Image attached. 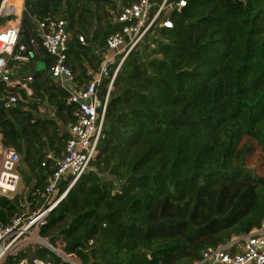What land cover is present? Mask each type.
Returning a JSON list of instances; mask_svg holds the SVG:
<instances>
[{
  "label": "trees",
  "instance_id": "obj_1",
  "mask_svg": "<svg viewBox=\"0 0 264 264\" xmlns=\"http://www.w3.org/2000/svg\"><path fill=\"white\" fill-rule=\"evenodd\" d=\"M131 1L25 0L19 38L35 36L37 20L64 19L74 72L82 57L92 61L93 45L103 50L120 28L113 15ZM184 2L160 15L171 28H156L130 50L109 90L115 65L102 79L97 94L102 100L108 91V99L97 153L39 227L41 238L78 264H194L207 248L264 224V174L247 165L257 149L264 156V0ZM35 59L43 68L28 65L23 75H32L34 88L46 84L57 115L72 121L66 91L47 76L52 57L40 49ZM2 96L1 143L22 154L30 190L0 196V225L28 203L31 210L42 204L38 192L51 172L45 152L60 156L68 136L53 120L34 119L22 100L5 106ZM31 257L70 264L39 244L0 264Z\"/></svg>",
  "mask_w": 264,
  "mask_h": 264
},
{
  "label": "built area",
  "instance_id": "obj_2",
  "mask_svg": "<svg viewBox=\"0 0 264 264\" xmlns=\"http://www.w3.org/2000/svg\"><path fill=\"white\" fill-rule=\"evenodd\" d=\"M184 5V0H132L123 5L114 16V22L119 23L120 28L106 38L98 69L88 72V81L79 85L66 63L69 39L66 21L51 16L37 20V34L21 41L19 37L25 0L1 1L0 17L3 22L0 24V96L3 91L7 94L2 96L5 106H12L20 100V92H24L25 97L32 95V75H23L12 64L30 65L41 49L53 59L48 75L66 91V103L73 106V119L65 127L68 136L62 154L53 158L51 172L41 191L42 205L37 210L17 213L8 223L0 225V262L6 255L15 253L22 245L31 242L29 240L33 235H39L38 230L45 223L46 214L89 168L102 135L108 99V91L104 99L99 98L97 87L108 76L109 69L115 65L107 90L131 49L147 35H154L156 28L172 27V22L168 18L161 19L160 15L173 9L180 11ZM78 39L83 42L82 35ZM19 162L18 151L0 145V196L12 197L17 191L20 181L17 171ZM62 180L69 182L66 189L59 192ZM232 248L236 251L232 252ZM194 264H264V224L226 244L207 248L201 259Z\"/></svg>",
  "mask_w": 264,
  "mask_h": 264
},
{
  "label": "crops",
  "instance_id": "obj_3",
  "mask_svg": "<svg viewBox=\"0 0 264 264\" xmlns=\"http://www.w3.org/2000/svg\"><path fill=\"white\" fill-rule=\"evenodd\" d=\"M114 15L112 18L113 22H114ZM92 49H93V54L95 55V56H93L92 61H88L87 59L82 57V61L80 63L81 66H76L74 68L73 73L75 75V82L79 85H83L88 81V79H89L88 72H91V71L94 72L99 67L100 62H97V60L100 58V61H101V54H100L101 48L97 45H93ZM91 57H92V55L87 56V58H91ZM47 76L49 77L48 72H47ZM42 77L43 76H39L38 78H36V82L39 81L40 79H43ZM49 79H51V78L49 77ZM51 81L54 85H56V86L58 85V83L56 81H54L53 79H51ZM30 86L32 88V95L30 97L24 98L22 96V93L20 92L21 93V99L20 100H22V102L24 103V107H22L23 110L30 112L33 115L34 119L53 120L58 127V129H56V131H58V132L60 131V133H62L64 131L66 132L65 127H66L68 122H64L62 117L57 115V110H56L55 106L53 104H51V102L48 98L49 95L47 94V91L44 90L46 84H44V86L42 85L39 89L34 88V84H33V86L32 85H30ZM29 102H31L32 105ZM46 107H49V110H47ZM63 113H65V110H63ZM51 127L52 126H50V128L48 127V129L46 130L48 132V135H51L52 131L54 129L53 127H52L53 128L52 129ZM43 137L46 138L45 136H43ZM0 145H2L1 134H0ZM45 153H46V159L47 160L49 159L51 161L50 165H48V169H51L52 165H53V158L59 157V156L56 155L55 152L50 150V149H48ZM61 154H62V152H61ZM21 162H22V159H21ZM17 171L20 175V181H21V177L23 178L24 176L30 175L28 169L25 166L20 168L19 164L17 166ZM34 179H35V176H33V180L30 181L31 185L34 183ZM20 181H19V184L17 187V191L13 195H15V194H24L25 195L29 192L30 184L27 185L25 183V181L23 183H21ZM38 194H39V197L41 199L42 196H41L40 190H39ZM30 206H31V204L28 203L26 206V209L29 211H33V209L31 210ZM39 207L34 209V210L39 209Z\"/></svg>",
  "mask_w": 264,
  "mask_h": 264
},
{
  "label": "rangeland",
  "instance_id": "obj_4",
  "mask_svg": "<svg viewBox=\"0 0 264 264\" xmlns=\"http://www.w3.org/2000/svg\"><path fill=\"white\" fill-rule=\"evenodd\" d=\"M120 6H121V4H120ZM30 66L32 67V68H34V69H42L43 68V61L42 60H40V59H35L31 64H30ZM28 68V70H29V66L28 65H26L24 68H23V66H20L19 67V71H21V72H23V71H25V69H27ZM47 108V110H49V107H46ZM20 163H19V167L20 168H22V167H24V164L21 162V159H22V154L20 153ZM247 165L249 166V167H252L254 170H256V171H258V172H260V173H262V174H264V156H262V154H261V152L257 149L255 152H254V154L247 160ZM25 181V176L22 178L21 177V183H23ZM27 209H25V210H23V211H21V212H25ZM38 236L39 235H37V234H35V235H33V238L31 239V240H29V241H31V242H29V243H27V244H25V245H22L20 248H18L17 250H19V249H22V248H24L26 245H29V244H32V245H35V244H39V245H43V243L42 242H39L40 240H37L38 239ZM40 237V236H39ZM40 239L41 240H44V241H46V242H48L46 239H44V238H41L40 237ZM59 242V241H58ZM54 247V246H53ZM56 249H58V250H60V252H62L61 251V246H60V244L58 245L57 244V246L55 247ZM16 250V251H17ZM15 251V252H16ZM62 255H64L65 257H67V259H69V261L71 262H69L70 264H78L77 263V261L75 260V258L73 257V256H70V255H66L65 253H61ZM30 262V261H29ZM28 261H22V262H20L19 264H34V262H32V263H29Z\"/></svg>",
  "mask_w": 264,
  "mask_h": 264
},
{
  "label": "water",
  "instance_id": "obj_5",
  "mask_svg": "<svg viewBox=\"0 0 264 264\" xmlns=\"http://www.w3.org/2000/svg\"><path fill=\"white\" fill-rule=\"evenodd\" d=\"M71 187V186H70ZM69 187V188H70ZM68 188V189H69ZM67 189V190H68ZM66 193V192H65ZM43 245L45 246V247H47V248H49L50 250H52L53 252H55L57 255H59L61 258H63L65 261H67V262H70L69 261V259H67V257H65L64 255H62L55 247H53L51 244H49L48 242H45V243H43ZM26 261H30V262H33L34 261V258L33 257H31V258H28V260H26ZM71 263V262H70Z\"/></svg>",
  "mask_w": 264,
  "mask_h": 264
},
{
  "label": "bare ground",
  "instance_id": "obj_6",
  "mask_svg": "<svg viewBox=\"0 0 264 264\" xmlns=\"http://www.w3.org/2000/svg\"><path fill=\"white\" fill-rule=\"evenodd\" d=\"M37 240H40L39 242H42V243H44L45 241L44 240H41L40 238H38ZM62 253V252H61Z\"/></svg>",
  "mask_w": 264,
  "mask_h": 264
}]
</instances>
